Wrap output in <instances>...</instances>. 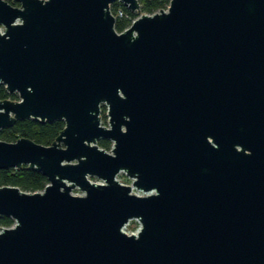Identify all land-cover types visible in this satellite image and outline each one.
Returning a JSON list of instances; mask_svg holds the SVG:
<instances>
[{"label":"water","instance_id":"water-1","mask_svg":"<svg viewBox=\"0 0 264 264\" xmlns=\"http://www.w3.org/2000/svg\"><path fill=\"white\" fill-rule=\"evenodd\" d=\"M114 1L0 0V129L64 121L0 140L47 179L0 186V264H264V0Z\"/></svg>","mask_w":264,"mask_h":264},{"label":"trees","instance_id":"trees-1","mask_svg":"<svg viewBox=\"0 0 264 264\" xmlns=\"http://www.w3.org/2000/svg\"><path fill=\"white\" fill-rule=\"evenodd\" d=\"M11 2V0H7ZM140 4L139 13L151 14L159 9H165L169 0H138ZM15 4V3H14ZM122 8L131 18L136 17L139 13L130 12L120 1H114L110 4V11L116 15L117 9ZM130 24V19L125 17H115L114 27L117 31H122ZM18 94L9 93L4 84H0V99H18ZM106 107L101 105V113L105 118ZM64 127L63 120H54L52 122L41 123L39 121L25 118L17 120L12 126L0 129V140L15 141L19 137L32 139L36 143L43 145L50 144ZM98 146L109 150L111 142L107 139L100 138L97 141ZM47 184L46 177L39 171L32 170L27 166L21 168L0 169V186L11 185L17 186L23 191L35 192L41 191ZM13 224V220L7 216H0V227H7Z\"/></svg>","mask_w":264,"mask_h":264},{"label":"built area","instance_id":"built-area-1","mask_svg":"<svg viewBox=\"0 0 264 264\" xmlns=\"http://www.w3.org/2000/svg\"><path fill=\"white\" fill-rule=\"evenodd\" d=\"M139 14H140V13H139ZM139 14H138V15H139ZM138 15H137V16H138ZM114 16H115V17L118 16V17L129 18V19H130V23H131V21H132L134 18L137 17V16H136V17H134V18H131V16H130L126 11H124L122 8H118V9H117V12H116V15H114ZM119 175L125 177V178H124L125 180H124V181L120 180V179H119ZM116 178H117L121 183L131 185V181H132V179H130V178H128L127 176H125V174L122 173V172H120L119 174H117ZM94 182L102 183V181L99 180V179H97V180L94 181ZM131 191H132L133 193H135V194H138V195H145V194H147V193H145V192H142V191H140V190L135 189V187H133V186L131 187ZM72 193H73V192H72ZM73 194H77V195H79V194H81V192L73 193ZM131 223H134L135 226L130 227V224H131ZM2 227H3V226H2ZM139 228H140V224H139L138 220L134 218V219H130V220H128V222L125 223V224L123 225V227H122V231H124V232L127 233V234H136L137 231L139 230Z\"/></svg>","mask_w":264,"mask_h":264},{"label":"rangeland","instance_id":"rangeland-1","mask_svg":"<svg viewBox=\"0 0 264 264\" xmlns=\"http://www.w3.org/2000/svg\"><path fill=\"white\" fill-rule=\"evenodd\" d=\"M100 115H101V123H102V125H107V116H105V118L103 117L104 115H103V113H101L100 112ZM105 115H106V112H105ZM125 177H123V176H121V175H119V179L120 180H122V181H124L125 179H124ZM92 181H96L97 179L96 178H93V177H91L90 178ZM72 192L73 193H78V192H80L77 188H74L73 190H72ZM133 226H135V224L134 223H131L130 224V227H133Z\"/></svg>","mask_w":264,"mask_h":264}]
</instances>
